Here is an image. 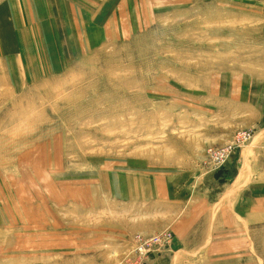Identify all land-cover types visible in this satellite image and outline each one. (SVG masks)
I'll list each match as a JSON object with an SVG mask.
<instances>
[{"label": "rangeland", "instance_id": "374dc122", "mask_svg": "<svg viewBox=\"0 0 264 264\" xmlns=\"http://www.w3.org/2000/svg\"><path fill=\"white\" fill-rule=\"evenodd\" d=\"M261 162L264 0H0V264H121L170 209L123 264H264V220L181 236Z\"/></svg>", "mask_w": 264, "mask_h": 264}, {"label": "crops", "instance_id": "0c3cea01", "mask_svg": "<svg viewBox=\"0 0 264 264\" xmlns=\"http://www.w3.org/2000/svg\"><path fill=\"white\" fill-rule=\"evenodd\" d=\"M247 160V159H245ZM248 162V160H247ZM247 164V163H245ZM260 166L263 167V169L259 170V172L264 173V162H261L259 164ZM245 170H248L247 167H244ZM245 175H248L250 173H247L246 171L244 172ZM264 183V182H263ZM257 187H253L252 188V193L251 195H249L251 198L249 200H247V203H241L238 204L240 201V197H237L235 200V204H231V205H222L219 206L220 204V200L218 199L217 201H212V202H207L205 200H203V198L200 196H198V198H196L195 196L192 197L190 200L187 201L188 205L186 206V217L184 219V221L182 223H185L186 228L181 232V236H189L192 235L194 232L193 231H198V230H202L203 229V225L202 227L200 226V224L204 221V220H210L212 219V215H214V212H216L217 214V220L219 219H235L234 215L237 216H242V219L247 220V223L251 222V221H261L264 220V201L262 200H258L257 197L261 196V194L259 193V190L256 189ZM240 196V195H239ZM229 200V198H228ZM228 202V201H227ZM208 203V204H206ZM229 203V202H228ZM239 205L238 208L236 205ZM243 205V207H242ZM255 205V206H254ZM152 208V207H151ZM150 207H148V209H151ZM255 209H257V211L259 213H261V215L255 216ZM178 209H170L168 212H166V219H164V221L166 222V224L162 225L163 227L166 226L165 228H169L171 230V228L169 227V225H173V219H176L174 212H176ZM215 214V217H216ZM151 215V214H148ZM156 215V214H155ZM149 219V218H148ZM153 219V216L152 218ZM176 221V220H175ZM173 222V223H170ZM247 227H249V224L246 225ZM151 228H153L150 225ZM161 226H159L160 228ZM199 227V228H198ZM149 229L144 230V234L148 235ZM206 233L202 232L199 233L200 235H205ZM150 236V235H148Z\"/></svg>", "mask_w": 264, "mask_h": 264}, {"label": "built area", "instance_id": "2783aa9c", "mask_svg": "<svg viewBox=\"0 0 264 264\" xmlns=\"http://www.w3.org/2000/svg\"><path fill=\"white\" fill-rule=\"evenodd\" d=\"M251 137V136H250ZM250 137H248V138H250ZM247 138V139H248ZM230 148H232V147H230ZM218 151H217V153H213V151H211V153H212V155H213V160L216 162H218V161H220L221 163H218V164H220V165H222L224 162H226L227 161V159H228V156H229V154H230V149H229V147L227 146V147H222V148H220V149H217ZM210 153V154H211ZM164 233V232H163ZM163 233H161V234H159V235H154V236H152V238H150L149 240H145V242H148V244H146L145 242L144 243H142V241L140 240V241H137L136 243H135V247L132 249V252L136 255V259L135 260H137V258L138 259H141V260H143L144 259V256H146L147 254H148V252L151 250V246H152V244H154L155 243V241H154V239H157V240H159V241H163V240H167L168 239V237L170 236V238H171V234H169V235H167L166 236V238L164 237V235H162ZM162 235V236H161ZM159 236H161V238L159 237ZM158 241V242H159ZM167 241H170V239L169 240H167ZM154 247V246H153Z\"/></svg>", "mask_w": 264, "mask_h": 264}, {"label": "bare ground", "instance_id": "6f19581e", "mask_svg": "<svg viewBox=\"0 0 264 264\" xmlns=\"http://www.w3.org/2000/svg\"><path fill=\"white\" fill-rule=\"evenodd\" d=\"M38 16V15H37ZM40 17V16H39ZM13 28H14V26H13ZM17 38V37H16ZM19 38V37H18ZM30 39V38H29ZM26 41V40H25ZM19 42V41H18ZM43 43V42H42ZM19 44V43H18ZM43 46V45H42ZM50 54V53H49ZM21 55H22V53H21ZM46 56V55H45ZM36 59V58H35ZM41 60H42V58H41ZM33 66V65H32ZM250 135H251V131H249V132H246L245 130L244 131H242L241 133H239L238 134V138H241L242 140H244V139H247L248 137H250ZM164 232V233H163ZM160 233V232H159ZM159 233H155L154 235H159ZM161 233H163L162 235H164V237L166 238V236L167 235H169V234H171V236H172V233H171V231L168 229V230H164V231H162ZM154 235H150V236H141L140 237V240L141 241H144V239H146L147 238V240H149L150 238H152V236H154ZM160 238H161V236H159ZM135 246H133L131 249H128L127 251V253L124 255V258H125V260H127L130 256H131V251L130 250H132L133 248H134ZM123 258V259H124ZM122 259V260H123ZM120 261V263L121 264H123V261ZM129 260V259H128ZM131 260V259H130Z\"/></svg>", "mask_w": 264, "mask_h": 264}]
</instances>
